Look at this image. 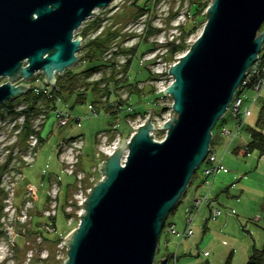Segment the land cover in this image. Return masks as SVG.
Returning a JSON list of instances; mask_svg holds the SVG:
<instances>
[{
    "label": "rangeland",
    "instance_id": "obj_1",
    "mask_svg": "<svg viewBox=\"0 0 264 264\" xmlns=\"http://www.w3.org/2000/svg\"><path fill=\"white\" fill-rule=\"evenodd\" d=\"M189 2L111 0L76 28V35L82 36L77 52L80 57L55 74L60 90L45 88L40 71L29 80L24 81L21 74L12 80L16 84L30 82L31 86L24 96L21 93L7 99L11 106L4 102L0 105V264H62L67 256L63 238L78 225L82 212L68 207L65 211L62 204L76 190L72 177L62 173L64 182L71 181L66 191L62 189L59 208L54 213L46 212V188L62 170L57 148L60 142L70 136L80 138L77 166L89 186L102 176L98 164L105 155L97 152L104 135L119 141L124 135L127 142L134 125L148 115V107L153 108L156 123L172 115L171 95L160 91L173 79L167 66L190 47L207 19L208 5L193 15ZM98 41L104 42L100 48L94 45ZM173 44L183 47L172 52ZM94 47L95 54L87 56ZM93 64L100 67L85 74L83 69ZM6 80L7 76H0V83ZM76 91L83 93L78 96ZM259 94L236 134L221 132L224 128L237 130V120L228 111L212 127L210 149L226 170L206 176L204 161L197 167L181 200L167 213L155 264L167 252L172 254L168 264H224L229 255L230 264H246L253 246L264 244V153L257 148L244 153L249 127L264 132V125L257 123L264 87ZM31 103L34 110L27 115L20 112ZM108 103H113L112 107ZM106 106L114 112L106 111ZM56 108L79 120L58 125ZM30 132H39L44 138L35 152L27 153ZM165 132L159 125L153 130L159 140ZM126 148L124 145L123 151ZM27 180L37 187V198L27 208V216L22 217L21 210L29 198L24 184ZM205 194L208 199L198 208L189 205L194 197ZM214 207L222 210L216 217L209 212ZM187 209H191L189 227L193 233L184 236ZM167 223L175 230H169Z\"/></svg>",
    "mask_w": 264,
    "mask_h": 264
},
{
    "label": "water",
    "instance_id": "obj_2",
    "mask_svg": "<svg viewBox=\"0 0 264 264\" xmlns=\"http://www.w3.org/2000/svg\"><path fill=\"white\" fill-rule=\"evenodd\" d=\"M111 0H0V105L30 88L40 71L56 73L79 59L74 30ZM190 47L168 66L172 115L155 123L153 108L130 137L99 162L76 227L64 236L62 264H155L161 229L211 148L212 127L264 43V0H211ZM84 43V42H83ZM23 82L12 80L19 76ZM157 125L166 130L159 140ZM126 145L124 159L123 148ZM172 254L158 259L168 264Z\"/></svg>",
    "mask_w": 264,
    "mask_h": 264
},
{
    "label": "built area",
    "instance_id": "obj_3",
    "mask_svg": "<svg viewBox=\"0 0 264 264\" xmlns=\"http://www.w3.org/2000/svg\"><path fill=\"white\" fill-rule=\"evenodd\" d=\"M262 25H264V21H263ZM75 30H74L73 37L78 36V35H76ZM262 49H264V43H263ZM261 50L259 51L256 60L254 62H252V64L250 65V67L246 71L244 78L242 79V81L240 82L238 87L236 88L235 93L233 94L234 96H233V98H232V100H231V102L228 105V108L226 110L234 118H236L237 123H238L237 130L232 132L231 129L224 128L221 131L222 133H225L228 135L236 134V132H238L240 126L242 125V122L244 121L245 117L250 112V106H251L250 104H253L254 100H256L257 98L260 97L259 93L261 92V89L264 87V51L261 52ZM174 61H176V60H174ZM171 77H172V75H171ZM166 86H168V85H166ZM166 86L161 87L160 91L163 92L164 91L163 89ZM46 87H47V89H49L50 87L53 88L54 85L53 84L52 85L46 84L45 88ZM47 89H44V90H47ZM250 90L253 93H250ZM250 97H251V100L248 103L247 101ZM55 111H56V113H55L54 117H55V119L58 120V125H64V124L68 123L69 121H72V122L76 121L77 122L79 120V118H77L76 115H73L70 112L65 113V114H63V113L61 114V112L58 108H56ZM92 111L94 112L93 108H92ZM169 117L170 116L166 117L165 119H163V121H165ZM145 118L143 120H140L139 122H137L134 125V128H133L129 138L127 139V142H129L130 137L135 130V127H137L140 123H142L145 120ZM153 119H154V117H153ZM153 119H151V120L156 123V121ZM163 121L160 123H163ZM149 131L151 133L153 132V130H149ZM27 137H28L27 138V142H28L27 144L28 145L26 146L27 147V150H26L27 153L30 150H34V152H35V148L39 145V142H40L39 132H34V133L30 132L29 136H27ZM66 138H67L66 142L62 141L59 143V145H57L58 146L57 148L59 150V159H60V162L62 163V170L60 171L61 173H58L57 176L55 177V179L51 183H49V186L46 188V203H47L46 206L48 208V209H46L47 213L48 212L54 213L55 210H57L59 208V198L58 197L60 195L62 185H63L62 184V181H63L62 173L73 177V180H74V186L73 187H75V189H76L75 192L72 193V196L69 198L68 202H66V203L64 202L63 206H64L65 211H68L69 208L71 211L73 209L82 210V206L79 203H81L85 199V196L87 195L86 191L89 192V190L91 189V186L90 185L88 186V184L84 182L85 177L83 176L84 173H83L82 169H80L79 166H77L78 165L77 164L78 158H79V155H78L79 154V147L81 146V144H80L81 140L78 136L73 137V139L70 137H66ZM118 142H120L119 139H109L107 135H104L102 137L100 143H98L99 145H98L97 154H99L101 152L106 157L119 144ZM124 152L125 151L122 152L123 155L121 157V161H123V159H124V155H125ZM203 170H204L205 175L207 176V174L212 172V171L217 172L220 170L224 171L226 169L223 166V164L221 163L220 159H218L216 154L210 149L208 154L206 155V158H204V169ZM24 178H25V174H24V172H22V177L20 179L23 180ZM204 182H206V180H204ZM24 184H25V188L28 190L27 195L29 196V198H28V200H26L24 209L21 210L22 217L27 216V212H26L27 208L29 206H31L32 201L35 198H37V190H38V189H36L37 187L35 186V184H33L29 180L24 181ZM205 199H208V196L206 194L199 196V197H195V198H193V200L191 202V206L197 208L200 206L201 203H203L205 201ZM66 207H68V209H66ZM190 212H191V209H187V212H186L187 213V222H186L187 225L182 232V234L184 236H189L190 234L193 233V229L191 227H189V225H190L189 222H191V220L193 218V217H191ZM209 212H210L211 216L216 217L219 214H221L222 210L219 207H214V209H212ZM167 224H168L169 230H171V231L175 230V228L172 224H170V223H167ZM46 226H48V225H46Z\"/></svg>",
    "mask_w": 264,
    "mask_h": 264
},
{
    "label": "trees",
    "instance_id": "obj_4",
    "mask_svg": "<svg viewBox=\"0 0 264 264\" xmlns=\"http://www.w3.org/2000/svg\"><path fill=\"white\" fill-rule=\"evenodd\" d=\"M207 0H190L189 4H190V7H191V11L193 13V15L195 14H198L199 11H201L204 7H206L208 5L209 2H206ZM146 9V7H145ZM207 15V14H206ZM262 28V26H261ZM190 29L188 30H185L186 32H188ZM104 44L103 41H98L97 43H95V47L97 48H100L102 47ZM171 46V51L172 52H175L177 51L178 49L182 48L183 46H179V45H176V44H173V45H170ZM92 48L90 49V51L88 52L87 56H92L95 54L96 52V48ZM95 60V59H93ZM100 67V65H97V64H93L92 66H87L85 69H83V71L85 72V74H88L90 73L91 70H94L95 68H98ZM75 73L69 75V77H72ZM62 80V79H61ZM60 82V81H59ZM55 86L53 87L54 90L57 89V90H60L61 88L57 87L58 86V77L56 76V82H55ZM58 83V84H57ZM60 85V84H59ZM61 86V85H60ZM53 90V91H54ZM77 92V95H82L83 92L81 91H76ZM26 94V93H25ZM22 96H24V93L21 94ZM27 97V95H25V98ZM81 98V97H79ZM81 100V99H80ZM11 101L10 100H7V101H4V104L8 105V106H11L12 103H10ZM34 103H31V104H28L27 107H24L20 112H24L23 114H29V110H31L33 108H35L34 105H32ZM109 105L108 106H111L113 105V103H108ZM106 106V111H109V112H114L113 109H111V107H108ZM11 110H13L12 108H10ZM259 117H258V120H257V123L259 125H264V103L263 105L261 106V109H260V113L258 114ZM27 118V116H25ZM249 131H250V135H249V140L246 144V146H244V153H247L249 151H251L253 148H257L259 153L260 154H263L264 153V132L260 129H258L257 127H249ZM39 139H40V142L43 140L44 136H42L41 134L39 135ZM73 138L75 136H70V138ZM213 137H214V134H213ZM212 137V141H213V138ZM237 150V149H235ZM52 172V171H51ZM71 177V176H70ZM73 179V177H72ZM71 179L70 180H67V183L64 182V180L62 181V189H65V191L67 190V186H68V183H70ZM62 189H61V192H62ZM60 192V194H61ZM60 197V195H59ZM58 197V198H59ZM60 200V198H59ZM61 203H59V206H60ZM64 205V202L62 203ZM165 223V222H164ZM165 225V224H164ZM230 255L227 257L226 261L224 262V264H230ZM246 264H264V244L259 248L257 246H253L252 248V251H251V254L249 255V258L246 262Z\"/></svg>",
    "mask_w": 264,
    "mask_h": 264
},
{
    "label": "crops",
    "instance_id": "obj_5",
    "mask_svg": "<svg viewBox=\"0 0 264 264\" xmlns=\"http://www.w3.org/2000/svg\"><path fill=\"white\" fill-rule=\"evenodd\" d=\"M239 149V148H238ZM240 150V149H239ZM195 198V197H194ZM189 205H191V204H189ZM198 208V207H197ZM231 211H233L234 212V210L232 209Z\"/></svg>",
    "mask_w": 264,
    "mask_h": 264
}]
</instances>
